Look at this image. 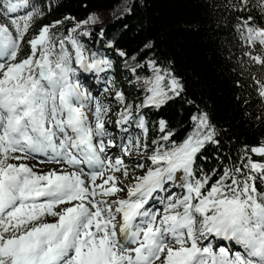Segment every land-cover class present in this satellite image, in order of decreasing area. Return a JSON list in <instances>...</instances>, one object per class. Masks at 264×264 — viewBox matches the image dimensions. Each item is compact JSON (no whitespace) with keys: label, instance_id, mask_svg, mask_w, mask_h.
<instances>
[{"label":"snow or ice","instance_id":"1","mask_svg":"<svg viewBox=\"0 0 264 264\" xmlns=\"http://www.w3.org/2000/svg\"><path fill=\"white\" fill-rule=\"evenodd\" d=\"M230 8L237 13L239 74L250 73L247 86L264 105V0H236ZM44 15L33 0H0V264H264V140L244 145L240 163L204 172L198 155L220 143L209 114L192 115V132L180 143L160 119L163 135L152 141L151 166L135 177L126 198L109 199L124 191L114 173H129L123 156L113 160L108 149L130 156L133 148L140 153L149 145L132 136L117 144L105 126L108 106L74 80L73 63L84 72L112 67L108 58L85 55L80 41L91 35L84 26L98 17L65 16L35 28ZM68 20L74 26L58 34ZM147 67L153 75L145 80L148 95L138 111L182 96L184 84L171 69L154 59ZM237 86H243L239 80ZM116 99L123 103V92ZM131 109L118 114L117 126L130 124ZM136 127L146 138L143 115ZM40 155L61 167L40 172L22 162ZM106 172L113 174L105 178ZM173 186L182 194L169 193ZM157 193H169L160 199L162 211L151 206Z\"/></svg>","mask_w":264,"mask_h":264},{"label":"trees","instance_id":"2","mask_svg":"<svg viewBox=\"0 0 264 264\" xmlns=\"http://www.w3.org/2000/svg\"><path fill=\"white\" fill-rule=\"evenodd\" d=\"M235 2L33 0L45 12L42 18H37L34 27L63 20L65 16L82 21L94 13L98 22L84 26L91 35L81 36L80 41L85 46V55L95 53L98 59L105 57L112 61L107 75L115 83L117 92L124 94L123 103L116 99L117 92L109 97L117 117L127 105H131L133 124L139 115L147 120L146 138L155 140L163 135L158 130V121L164 119L174 133L172 139L180 143L192 132L194 124L191 116L199 111L207 112L219 133L217 139L220 143L207 144L198 155L196 165L198 170L204 172L213 168L219 171L225 165L240 163L238 158L242 155L244 145L254 146L264 140V119H256L264 113V105H261L253 89L247 86L251 83L250 73H245L244 77L239 74L241 67L237 59L242 57L233 30L237 13L230 8ZM129 8L130 12L127 11ZM254 15L258 13L254 12ZM75 21H65L58 34L67 35V29L73 27ZM101 28L104 30L102 38L99 35ZM149 42L152 48L145 49L144 46ZM68 49L74 55L70 45ZM118 50L127 55L119 56ZM24 52H27V47ZM149 59H154L163 68L171 69L180 78L185 90L181 97L159 109L148 106L138 111V106L143 104L147 94L145 80L150 77V72L146 62ZM137 63L143 67L137 68L134 73L131 69ZM117 69L121 78L126 79L129 92L121 89V79L115 74ZM74 79L78 81L79 77L75 74ZM238 80L243 86H237ZM245 100L249 103L245 104ZM139 134L145 137L143 131ZM250 155L254 160H259L254 154Z\"/></svg>","mask_w":264,"mask_h":264},{"label":"rangeland","instance_id":"3","mask_svg":"<svg viewBox=\"0 0 264 264\" xmlns=\"http://www.w3.org/2000/svg\"><path fill=\"white\" fill-rule=\"evenodd\" d=\"M102 58H105V57H102ZM146 66H147V62H146ZM73 67L77 68L76 75L79 77L78 82L81 84L82 89H85L88 93L91 94L92 97L98 98L102 104H106L108 106L109 112H108L107 116L105 117V120H106L105 126H106L108 132L111 133V138L113 140H115V142L117 144H120L122 139L125 143H127V137L128 136H132L133 138L139 137L141 140V145H143V143H145V142L149 145V147L146 151L143 150V148H141L140 153H137V151L133 148L132 154L130 156H125L119 147L108 149V151L110 150L111 152L116 153L112 157L113 160H115V158L118 156H123L124 164L127 166V170L129 173L128 176L123 175V170H121L120 172L114 173V175L118 178L117 186L123 187L124 191L118 193L116 196L110 197L109 199L126 198L127 188H128V186H130L131 184H133L135 182V177L143 176L145 174V172L147 171L148 167L151 166V161L149 159H147V156L151 155V153H152V150H153L152 140L153 139L149 138V137L148 138L141 137L139 133L142 130L138 129L136 127V123L132 124L130 122L131 125L130 124H123V125L117 126L116 122L120 118L117 117L116 110L114 107H112L113 105L111 104L110 99H109L110 96L114 95L117 92V87H115V83L112 82L111 78L107 75V73H109V68H107V66H104L105 67L104 71L93 70V71H89V72H84L82 69L79 68V66L75 65L74 63H73ZM147 68L150 72V76H152L153 75V69H151L149 67H147ZM116 71L117 72L115 74L117 75V78L121 79V89L125 92H129V85L127 84V82H125L126 79L121 78V73H120V71H118V69ZM146 95H148V93ZM145 97H144V99H145ZM144 99H143V101H144ZM123 128H127L128 131L123 132L122 131ZM146 139H149V140H146ZM106 141H107V138H106ZM32 159L41 161L38 158L30 157L27 160H24L22 162L31 166L30 163H33V162H30L28 160H32ZM41 159H47V158L42 157ZM48 162H50V161H48ZM139 163H143L145 165V167L140 168L141 170L137 171L136 165ZM85 170L87 171V169H85ZM109 174H113V173L106 172L105 178ZM101 182H102L101 180H99V179L97 180V183H101ZM178 183H179V181H177V184ZM172 191H175L176 195L182 194V190L178 187H175V186H173L172 188L169 189V193ZM169 193H164V194L163 193H157L156 194L157 199L155 200L156 207L154 205L152 207L159 208L162 211L163 206L160 203V199H162L165 195H167ZM47 219L51 220L52 218L47 217ZM213 243H215V241H213ZM222 243H226V242H222ZM229 246H231V245H229Z\"/></svg>","mask_w":264,"mask_h":264},{"label":"bare ground","instance_id":"4","mask_svg":"<svg viewBox=\"0 0 264 264\" xmlns=\"http://www.w3.org/2000/svg\"><path fill=\"white\" fill-rule=\"evenodd\" d=\"M87 111V110H86ZM116 153L111 152L110 150L108 151V156L113 157ZM42 157H44L43 155L37 156L35 158L40 159L41 161H45L43 163L38 162V160L32 159V160H28L30 162L31 166L34 167V170L40 171V172H47L48 170L52 169V168H60L61 165L56 164L55 162H48L47 159H41ZM164 194V193H163ZM155 200L151 202V206H155ZM155 207H153L155 209Z\"/></svg>","mask_w":264,"mask_h":264}]
</instances>
